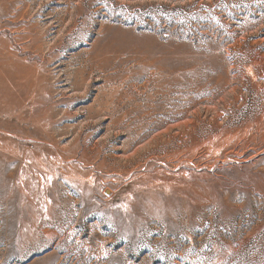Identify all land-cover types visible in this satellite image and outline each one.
<instances>
[{
	"label": "rangeland",
	"instance_id": "obj_1",
	"mask_svg": "<svg viewBox=\"0 0 264 264\" xmlns=\"http://www.w3.org/2000/svg\"><path fill=\"white\" fill-rule=\"evenodd\" d=\"M0 264H264V0H0Z\"/></svg>",
	"mask_w": 264,
	"mask_h": 264
}]
</instances>
